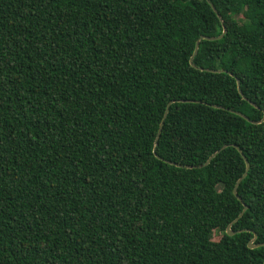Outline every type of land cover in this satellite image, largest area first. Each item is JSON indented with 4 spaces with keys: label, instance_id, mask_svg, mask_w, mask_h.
I'll use <instances>...</instances> for the list:
<instances>
[{
    "label": "trees",
    "instance_id": "obj_1",
    "mask_svg": "<svg viewBox=\"0 0 264 264\" xmlns=\"http://www.w3.org/2000/svg\"><path fill=\"white\" fill-rule=\"evenodd\" d=\"M211 2L226 71L208 0H0V264L264 263V0Z\"/></svg>",
    "mask_w": 264,
    "mask_h": 264
},
{
    "label": "water",
    "instance_id": "obj_2",
    "mask_svg": "<svg viewBox=\"0 0 264 264\" xmlns=\"http://www.w3.org/2000/svg\"><path fill=\"white\" fill-rule=\"evenodd\" d=\"M208 2L211 4L212 8H213L214 11L217 13V15H218L220 21L222 22V24H223V32H222L220 35H218V36H207V35H201V36L197 39L196 46H195V50H194L193 55H192L191 58H190V62H191V64H192L194 67H197V68H199V69H201V70H208V71H226L225 69H210V68H204V67H201V66H197V65L195 64V62L193 61L195 55H196L197 52H198L199 43H200L201 39H210V40H213V39H219V38H221V37L224 35V33L227 31V28H226V26L224 25V21H223V18H222V16H221V14H219L217 8H216L215 5L211 2V0H208ZM237 84H238L239 92H240V94L244 97V99H246L247 101H249L252 105L257 106V105L255 104V102H253L252 100H250L249 98H247V97L244 95V93H243V91H242V89H241L240 80H239L238 78H237ZM184 100H186V99H183V101H184ZM171 103H172V101L168 104V107L166 108L165 114H164V116H163V118H162V120H161V123H160V125H159V129H158V132H157V136H156V139H155V142H154V148H153L155 152H156V148H157V144H158V138H159V136H160V134H161L162 126H163L164 121H165V118H166V116H167V114H168L169 106H170ZM214 106L223 107V106H219V105H214ZM233 111H234L235 113H237L238 115H240L241 117H243V118L247 119L248 121L252 122V123H260V122L264 121V116H263V118L260 119V120H252V119L249 118L246 114H244V113H242V112H240V111H236V110H233ZM234 146H236V144H234ZM224 147H225V146H224ZM236 147H237V146H236ZM240 150H241V149H240ZM219 151H220V150H217L216 152H214V153H213V154L207 159V161L205 162V164H203V165H207V164L211 161V159H212L213 157H215V155H216ZM242 155H243V154H242ZM244 159H245V163H246V170H245V172L243 173V175H242L240 178H238V180H237V182H236V184H235V187H234V194H235V195L238 197V199L241 200V201H243V200H242L241 196L238 194V190H237V188H238L239 183L242 181V179L247 175V172H248V170H249V168H250L249 161H248V159H247V157H246L245 155H244ZM203 165H200V166H203ZM188 167H191V166L188 165ZM243 204H244V208H243V210L241 211V213L239 214V216H237V217L235 218V220L227 226V233H228L229 235H233V234H235V233L237 232V231H235V230H232V229H231V226H232V224H233L234 222H236V221H237V220L243 215V213L245 212V210L248 208V205H247L246 203L243 202ZM244 230H247V229H240V230H238V232H239V231L242 232V231H244ZM256 237H257V235L254 234L253 238L249 241L248 246H249L250 248L259 247V246H262V245L264 246V242L255 243V239H256ZM263 264H264V263H263Z\"/></svg>",
    "mask_w": 264,
    "mask_h": 264
}]
</instances>
